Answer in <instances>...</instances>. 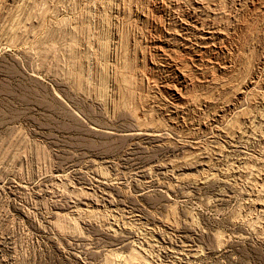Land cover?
I'll list each match as a JSON object with an SVG mask.
<instances>
[{
    "label": "rangeland",
    "instance_id": "obj_1",
    "mask_svg": "<svg viewBox=\"0 0 264 264\" xmlns=\"http://www.w3.org/2000/svg\"><path fill=\"white\" fill-rule=\"evenodd\" d=\"M0 264H264V0H0Z\"/></svg>",
    "mask_w": 264,
    "mask_h": 264
},
{
    "label": "bare ground",
    "instance_id": "obj_2",
    "mask_svg": "<svg viewBox=\"0 0 264 264\" xmlns=\"http://www.w3.org/2000/svg\"><path fill=\"white\" fill-rule=\"evenodd\" d=\"M130 79V78H129ZM131 80V79H130ZM127 81V80H126ZM131 82V81H130ZM132 83H133V81H132ZM128 84V83H127ZM262 116V115H261ZM238 126V125H237ZM260 161V160H259ZM133 256V255H132ZM139 257V256H138ZM114 261V260H113Z\"/></svg>",
    "mask_w": 264,
    "mask_h": 264
}]
</instances>
